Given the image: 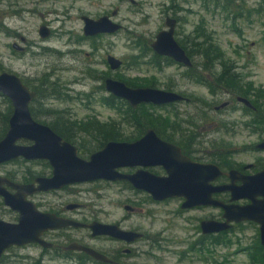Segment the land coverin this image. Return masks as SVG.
I'll return each instance as SVG.
<instances>
[{
    "label": "rangeland",
    "instance_id": "rangeland-1",
    "mask_svg": "<svg viewBox=\"0 0 264 264\" xmlns=\"http://www.w3.org/2000/svg\"><path fill=\"white\" fill-rule=\"evenodd\" d=\"M135 1L136 4H131L129 0H0V72L17 74L30 89L38 85L43 75L67 89L69 97L65 100L46 97L30 104L37 110V121L44 124L52 121V116L44 113L46 109L77 122L96 118L126 124L125 119L131 115L127 112L126 101L116 100L113 106L102 101L109 95L103 86L105 77L125 83L135 80L144 84L142 86L153 84V87L161 89L181 87L192 98L195 107L182 103L175 109L162 106L153 110L148 107L149 112L162 115L168 122L189 125L187 122L192 119L199 124L196 129L206 139L213 140L204 145L205 161L217 162L221 156L230 164H264V152L254 149V145L264 139V119L263 125L250 123L253 116L245 108L242 112L228 109L219 114L212 109L208 114L209 104H219L227 99L223 95L225 92L216 90L213 93L202 84L181 79L179 76L185 73V69L177 64L162 62L160 66H155L150 46L155 34L164 28L165 17L178 16L180 19L175 29L178 43L182 44L186 37L202 41L207 36L233 63L241 91L247 90L248 98L252 100V91L264 90L263 0H246V8H261L262 12L250 11V16L240 15L241 12L239 17L235 16V12H239V7L234 8L237 3L232 4L231 13L205 0ZM113 11L115 14H112ZM82 15L93 19L108 15L123 28L115 33L85 36ZM41 26L49 30L46 37L39 34ZM13 43L21 49H14ZM107 55L122 60V66L110 69ZM197 98L204 99L208 104L202 108ZM259 105L264 106L262 98ZM8 106L7 98L0 93V128L4 122L1 116L5 115ZM176 112L180 114L179 118L185 119L176 118ZM245 122L250 125L244 126ZM130 132L128 128H123L122 137ZM21 143L29 142L22 140ZM90 153V150L80 151L79 155L88 159ZM26 168L35 172L47 169L17 158L1 164L0 174L10 173L20 180L25 176ZM120 186L118 181L102 179L78 186L76 189L83 190L79 202L85 206L77 213L82 212L103 222L123 220L121 224L124 228L146 233L147 240L136 241L133 246L132 260L136 264H217L222 259L228 264H256L254 254L257 251L264 253V249L258 250L264 246L260 244L258 227L254 223L242 222L224 238L216 241L204 238L201 243H196L201 233L192 230L197 223L195 217L216 214V208L182 212L177 198L154 202L146 194ZM55 197L45 194L42 198L44 205L39 208L46 210L52 207L53 204L49 203H57ZM30 199L37 203L41 197L31 196ZM75 199L69 196L66 202ZM125 205H131L136 210H125ZM15 217L14 211L6 213L3 204L0 205V219L14 222ZM74 234L82 236L81 232ZM88 240L94 247L103 249L118 244L116 239L110 238ZM253 244L257 246L251 247ZM55 254L36 243H26L7 248L0 257V264H77L74 259L56 257Z\"/></svg>",
    "mask_w": 264,
    "mask_h": 264
},
{
    "label": "water",
    "instance_id": "water-1",
    "mask_svg": "<svg viewBox=\"0 0 264 264\" xmlns=\"http://www.w3.org/2000/svg\"><path fill=\"white\" fill-rule=\"evenodd\" d=\"M129 2L137 3L135 0ZM112 14H115V11ZM80 18L84 23L82 31L85 36L115 33L123 28L108 15L96 19L82 15ZM164 25L165 27L155 34L150 45L152 50L184 66H190V58L174 38L176 19L166 16ZM39 34L46 37L49 30L41 26ZM12 47L16 50L21 49L15 43ZM106 61L112 70L122 65V60L112 55H107ZM104 87L109 94L126 101L134 109L142 103L163 106L186 99L176 92L150 86L133 87L111 77L105 78ZM0 93L9 99L13 108L8 119V129L0 139V164L21 157L27 160L45 159L52 167L50 177H37L34 183H16L0 176V196L6 206L18 213L16 222L0 219V257L12 245L37 242L42 247H49L52 243L41 238L42 233L68 226L87 227L91 230L92 236L107 235L126 241L141 237V233L124 230L114 223L97 220L83 223L56 216L54 213L42 212L37 209L34 202L27 199V196L34 193L99 179L128 181L133 187L147 191L151 198L157 201L182 197L184 201L181 208L201 205L219 207L223 210L224 220H202L200 226L203 233L223 231L231 226V222L249 220L259 225V239L264 246V170L253 175H242L235 169L224 172L215 163H193L180 155L176 157L171 151L178 150L162 141L153 129H148L141 139L133 142L108 141L101 149L92 152L88 159H84L78 155V150L73 144L63 140L48 125L39 123L32 117L29 104L36 95L35 91L30 90L17 74L0 72ZM238 100L254 108L248 99L238 97ZM224 105L225 103L220 106ZM20 139H26L31 143L20 144L18 143ZM256 147L264 150V140ZM136 165H163L168 176H156L144 170H137L131 174L118 171V168ZM220 175H226L230 182L213 186L210 182ZM237 180L241 181L240 185L235 184ZM4 184L15 191L9 192ZM223 191L230 192V201L248 199L250 202L238 205L213 198V193ZM130 208L129 205L124 206L125 210ZM67 247L82 250L95 260L103 262L111 260L98 249L76 241L70 242Z\"/></svg>",
    "mask_w": 264,
    "mask_h": 264
},
{
    "label": "flooded vegetation",
    "instance_id": "flooded-vegetation-1",
    "mask_svg": "<svg viewBox=\"0 0 264 264\" xmlns=\"http://www.w3.org/2000/svg\"><path fill=\"white\" fill-rule=\"evenodd\" d=\"M170 17H172V16H170ZM177 17L178 16H176L175 18L172 17V18L176 19V25H177V23H178V21L180 19V18L178 19ZM176 25H175V29H176ZM164 27H165V25H164ZM175 29H174V38H175ZM190 40H194V39H190ZM190 40L188 39V37H186V40L183 42V43H185V45H181L180 43H178V44L184 49V51L186 52L187 56L190 58L191 65L187 67V66H184L181 63L175 62L174 60H173V63L177 64L178 66H180V67L185 69L184 70L185 73L183 75L179 76L181 79H183V80H185L187 82L197 83V84H202L203 85V83H201V79L204 77L203 58H202L201 54H199V53H197V55H195L194 51L192 50V48L190 46ZM187 50L191 51L192 55H189ZM189 68L191 69V72L193 73L191 75L186 74V72H187V70ZM207 77L210 78V79L212 78L211 76H207ZM105 78H107V77H105ZM105 78L103 79V86H104ZM150 87H153V86H150ZM30 90H33V89H30ZM165 90L176 92V93L184 96L186 99L178 101V102H174V103H171V104H168V105H163V106H169L170 108L175 109V107L177 105L182 104V103H186L188 105H194V107H195V103L192 100V98L190 96H188L181 89V87L180 88L171 87V88H168V89H165ZM223 92H225V91H223ZM244 92H245L246 96L237 95V94H234V93H231V92H225L223 95H226L227 99H225L224 101L220 102L219 104H212V105L209 104V107L207 109V113L211 114V111L214 110L216 114H219L221 112H225V110H228V109H232V110H235V111H236V109H238V110H240L242 112L243 108H247L248 110H246V111H248L251 114L250 110H254L255 107L254 108H250V107L246 106L242 101L238 100V97H243V98L248 99L251 102V100L248 98L249 96L247 94V90H245ZM220 93L221 92H217L216 94H220ZM35 94H36V92H35ZM35 97H36V95H35ZM7 100L10 103L8 98H7ZM120 100H122V99H120ZM32 101L30 102V104L32 103ZM223 103H225V105L223 107H221L220 105L223 104ZM30 104H29V106H30ZM143 104H145V103H143ZM251 104H252V102H251ZM153 106H155V105H153ZM138 107H136V108H138ZM156 107H162V106H156ZM12 111H13V108H12V105L10 103V107L8 106L6 111H5V113H4V114H7L8 116H7V122L6 123L3 122V125L0 128V139H2L4 137V135H5V133H6L7 129H8V119H9L10 115L12 114ZM179 115L177 113V116H179ZM201 120H199V121H201ZM39 123H42V122H39ZM250 123H252L251 119H250ZM250 123H246L245 122L243 125L247 127L248 125H250ZM42 124H44V123H42ZM45 125H48V124H45ZM197 125H199V124H197ZM67 126L70 127V128H75L76 129V128H80V127H85L87 125L86 124L75 123V124H67V125H65L63 127H67ZM117 127H118L117 129H118L119 138L120 137L121 138L117 139V140H113V141L133 142V141L141 139L145 135V133H146V131L148 129H153L155 134L162 141L171 144L173 146V148H175V150L176 149L178 150V151L174 152V149H173L171 151L172 155H175L176 157H179L178 155H180L183 158L189 159L193 163H215L224 172H228L231 169H235V170H238L242 175H253V174L257 173V172H260V171L264 170V164L263 163H256V164L255 163H248V164H245V165H236V164H230V162L228 160H226L225 157L223 158L221 156H219L217 158L218 159L217 162H211V161L203 160V157L206 154V148H205L204 145H205L206 142H208V141L212 142L213 140L206 139L204 137V134L201 133L200 131H198V129L192 128L191 126L183 124L181 122L174 121V122L163 123V124L155 125V126H152V125L147 124V123H126V124H119L118 123ZM123 128H128V130L131 131L128 136L122 137L121 131H123ZM22 140L27 141V143L29 142L28 144L31 143L30 141H28L26 139H20L18 141V143L23 144V143H21ZM63 140H65V139H63ZM263 140L264 139H262L261 141H263ZM65 141H67V140H65ZM108 141H111V140H108ZM108 141H106L105 143H107ZM67 142H69V141H67ZM260 142H257L254 145V149L256 151H259V152H264V150H260V149H258L256 147L257 144L260 143ZM105 143L102 145V147L105 145ZM28 144H26V145H28ZM71 144H73V143H71ZM73 145L77 148V146L75 144H73ZM101 148H99V149H101ZM99 149H96L95 151H97ZM92 152H94V151H92ZM176 153H177V155H176ZM78 155H79V150H78ZM19 158H21V157H19ZM16 159H14V160H16ZM22 159L25 160V161H31L33 164L36 163V164L43 165L47 169L43 170V171H40V172H35V171H32L30 168H26V170H25L26 174L20 180H17L16 177H13V175H11L10 173H6V174L2 173V174H0V176L6 177V178H8L11 181L16 182V183H34L35 179L37 177H50L52 175V167H51V165L49 164V162L47 160H45V159H31V160H27V159H24V158H22ZM11 161H13V160H11ZM8 162H10V161H8ZM6 163L7 162L2 163V164H6ZM182 163H184V162L182 161ZM121 168L122 169H120V172L127 173V174L134 173L137 170H144V171H148L149 173H152V174H154L156 176H161V177L168 176V173H167L166 169L163 167V165H149V166L136 165V166H133V167L127 166V167H121ZM104 181H106V180H104ZM90 182H92V181L67 184V185H64L63 187H61L60 189H51L49 191H43V192H38V193L31 194V195L27 196V199L32 201L30 199L31 196H33V197L34 196H40L41 199H39L37 201V203H35L34 201H32V202H34L36 207H37V209L42 211V212L54 213L56 216L63 217V218H68V219L78 220V221L83 222V223H89V222H91L93 220H97V221L103 222V221H101L99 219H96V218H90L87 215L83 214L82 212L77 213L83 206H85V204L83 202H79V199L83 195V190H78L76 188L78 186H80V185L88 184ZM229 182H230V179L226 175H220L216 179L211 181L210 183L213 186H217V185H224V184H227ZM118 183L121 184L120 187L122 189H130V190H132L134 192H137V193L146 194L149 200H151V201L153 200L151 198L150 194L147 191L142 190V189H137V188L133 187L128 181L120 180V181H118ZM235 184L236 185H240L241 181L237 180L235 182ZM3 186L11 193H13L15 191L11 187L6 186L5 184ZM61 193H62V196H59V194H61ZM45 194H51V195L56 196L55 198H56V202L57 203H51L50 202L49 204H53L52 207H50L49 209H46V210H41L39 207L44 205L42 198H43V196ZM69 196H74V197H76V199L73 202H66V198L69 197ZM212 196H213V198H216V199L224 201V203H230V204L245 205V204H248L250 202L248 199H239V200H236V201H230V192H228V191L215 192V193H213ZM0 198H1V201H2V204H3L4 211L6 213H9V212L11 213L13 210H11L8 206H6L4 204L3 198L1 196H0ZM175 198L180 200L179 210H181L182 212H189L191 210H200V209H203L205 207H212V208H216V210H217L216 214H212V215H209V216L195 217V220H196L197 223H196L195 228L192 229V230L193 231H198L199 233H201L200 234V238L196 241V243H201V241L204 238H213L215 241L219 240V238H222L221 237L222 235L227 236L228 233L232 230V228L234 226H236L238 224H241L242 222L256 224L257 227H258V231H259V225L257 223H255L253 221L245 220V221H240V222H231V224H230L231 226L228 229L223 230V231L214 232V233H203L202 229H201V226H200L201 221L205 220V219H214V220H217V221H223L224 220V218H223V210L221 208H219V207L203 206V205L194 206V207H190V208H181V204L184 201V199L182 197H172V198H166V199L160 200V201H157V200H153V201L154 202H163V201H168V200H172V199H175ZM2 204H0V205L2 206ZM129 206L131 208L128 211H133L134 212L136 210L135 207H133L131 205H129ZM15 214H16V217H15L16 219L14 220V222H16L17 218H18V213L15 212ZM1 220H3V219H1ZM8 222H10V221H8ZM121 222L120 221H116V222H103V223H114V224H117L120 228H122L124 230H132V231L139 232V233L142 234V236L139 237V238H136V239H134L132 241H126L124 239L113 238V237H110V236H107V235L92 236L91 235V230L89 228H87V227H71V226H68V227L59 228V229L46 230V231H44L42 233L41 238H44L45 240H48V241H50L52 243V245L49 246V247H42L37 242H29V243H36V244L40 245L42 248L48 249V251H52V252L56 253L55 254L56 257H64V258L74 259L72 257L76 255V252H84V251L68 248L67 247L68 244L70 242H72V241H76V242H79L81 244L94 247L93 245H91V243L89 242L90 240H88V239H95V238L116 239L118 244H116V245H114V246H112V247H110L108 249L96 248V247H94V248L98 249L99 251L105 253L108 257H110L111 260L109 262H106V263H109V264H136L132 260V258H133L132 254L134 252V247L133 246H134L136 241H139L141 239H146L147 240L148 236H147L146 233H144L142 231H139L137 229L124 228V226L121 224ZM74 232H81L82 236L78 237L77 235L74 234ZM259 241H260V239H259ZM256 245L257 244H253V245H251V247L252 246H256ZM12 246H17V245H12ZM12 246H10V247H12ZM91 258L92 259L89 260L90 263L99 264L96 261H100V260H95L93 257H91Z\"/></svg>",
    "mask_w": 264,
    "mask_h": 264
},
{
    "label": "trees",
    "instance_id": "trees-1",
    "mask_svg": "<svg viewBox=\"0 0 264 264\" xmlns=\"http://www.w3.org/2000/svg\"><path fill=\"white\" fill-rule=\"evenodd\" d=\"M207 3L212 4L214 7H219L223 9H227L228 12L231 11V6L234 3L235 7H239V12H235V16L239 17L240 15L250 16V11H255L258 14L262 11L261 8L249 10L246 8L245 5L246 0H205ZM264 2V0H263ZM253 8V7H252ZM235 11V10H234ZM242 12V13H241ZM241 13V14H240ZM240 14V15H238ZM179 19V17H177ZM181 45H185L182 42ZM190 46L194 51L195 55L197 53L201 54L203 58V70H204V77L201 79V83L209 89L211 92L218 91H225L231 92L237 95H244L246 96L244 91H241V87L239 85V76L237 72H235V66L233 63L224 56L223 51L220 49L218 45H216L212 40H210L207 36L201 41L198 39L190 40ZM186 48V47H185ZM189 55H192V52L187 50ZM153 63L155 66H160L162 62L166 64L173 63V60L157 55L153 53ZM186 74L191 75V69L189 68ZM207 76H211L212 78H208ZM130 83V84H129ZM129 83H126L129 86H142L144 84H139L135 82V80H130ZM149 86H153L150 84ZM36 92V97L33 99L32 102H36L37 99H43L46 97H53L60 100H65L68 98V94L66 93L67 89L63 88L58 82L49 80V76L43 75L42 78L39 80L38 85L33 89ZM252 105L255 107L254 110H250L253 117H251V122L255 124H262L264 119V106L259 105V101L262 98L264 100V90H255L252 91ZM118 98H115L112 95H108L102 98L103 103L107 104L108 106H113ZM201 107H205L208 103L201 98L196 99ZM121 101V100H119ZM128 104V103H126ZM10 107V103H9ZM148 107L152 108L153 110L156 109V106L151 104H140L139 109H133L129 105L127 106V112H131L129 118H126L125 121L127 123H147L152 126L160 125L161 123L168 122V119L164 118L162 115H154L153 113L149 112L147 109ZM248 110L247 108H245ZM30 113L32 117L37 120V110L34 107L29 106ZM45 114H50L52 116V121L49 122V126L53 129L55 133L60 135L63 139L75 144L79 152L81 151H95L102 147V145L108 140H117L120 139L118 135V127L116 122L113 120L110 121H99L96 118H91L86 121L77 122L72 120L71 118L64 117L60 113L55 114L53 110L46 109L44 111ZM7 114L1 116L3 121L7 122ZM176 118L184 120L185 118L176 115ZM201 117L199 118V120ZM198 121V120H196ZM86 124L85 127L80 128H70V127H63L67 124ZM189 126L192 128H196L197 124L194 120H188ZM157 130V129H156ZM88 143V144H85ZM92 149V150H91ZM222 238L226 237L224 235L221 236ZM261 244V243H260ZM257 246V245H256ZM255 246V247H256ZM264 249L263 247L258 248ZM75 262L77 264H87L90 259H92L89 255L84 252H76V255L73 256ZM256 264H264V253L257 251L253 256ZM99 264H109L102 261H96ZM217 264H228L227 261L222 259Z\"/></svg>",
    "mask_w": 264,
    "mask_h": 264
}]
</instances>
